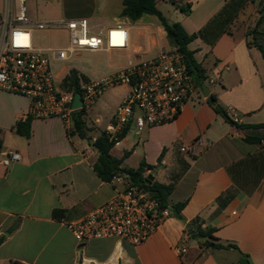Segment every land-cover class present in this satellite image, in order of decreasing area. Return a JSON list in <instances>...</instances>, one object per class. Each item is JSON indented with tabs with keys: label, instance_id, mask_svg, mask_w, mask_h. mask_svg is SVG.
Listing matches in <instances>:
<instances>
[{
	"label": "crops",
	"instance_id": "obj_1",
	"mask_svg": "<svg viewBox=\"0 0 264 264\" xmlns=\"http://www.w3.org/2000/svg\"><path fill=\"white\" fill-rule=\"evenodd\" d=\"M41 1L32 0L30 26L86 19L90 32L97 36L124 26L128 48L102 50L126 59L117 72L130 60L155 57L174 48L155 16L134 22L122 18L124 0H48L55 13H47ZM13 2L0 0V13L11 14ZM262 3L264 0H157L158 10L170 23H179L189 35H196L188 49L206 70L207 79L174 121L142 132L130 126L111 150L113 157L124 159L123 164L139 153L140 164L151 167L146 170L147 178L173 187L169 204L186 203L182 219H165L139 246L114 238L80 245L66 226L121 192V184L103 182L94 171L98 154L91 144L111 123L128 88L121 86L124 91L103 128L98 126L100 118L91 124L86 121L91 132L97 133L88 137L92 138L88 145L84 139L70 136L59 118L33 119L30 137L19 135L16 124L28 114L31 102L0 90V159L10 151L20 154V161L9 167L0 163V264H238L237 251L212 250L185 235L186 225L196 218L215 228L221 243L236 245L251 264H264V128L238 127L264 125V58L250 32ZM70 70L55 73L59 87ZM211 96L231 121L230 111H234L238 122L217 114ZM198 139L206 146L193 154L181 152ZM249 157L253 159L248 168L236 170L235 177L241 174L246 189L259 182L252 191L238 190L231 168ZM123 164L122 168L133 169ZM235 189L231 198L219 201ZM55 211H63V218L56 219ZM182 247L187 248L185 254L177 251Z\"/></svg>",
	"mask_w": 264,
	"mask_h": 264
},
{
	"label": "built area",
	"instance_id": "obj_2",
	"mask_svg": "<svg viewBox=\"0 0 264 264\" xmlns=\"http://www.w3.org/2000/svg\"><path fill=\"white\" fill-rule=\"evenodd\" d=\"M13 1L11 14L0 13V90L23 96L31 102L26 117L59 118L69 131L76 111L87 112L108 87L125 86L128 93L105 130L110 140H117L130 126L142 132L146 127L174 121L197 88L183 56L172 48L155 57L130 60L123 70L109 79L82 81L83 104L80 110H75L76 93L60 89L52 59L67 61L82 51L124 50L129 45L128 30L117 25L105 36H97L91 34L86 19L70 20L63 23L68 31V47L42 51L34 47L26 0ZM46 25L39 23L37 27L44 29ZM210 83L214 81L210 80ZM230 115L238 122L234 111H230ZM205 146L206 142L198 139L182 147L181 152L193 154ZM19 161L17 151H10L5 159H0L5 167ZM125 177L119 174L112 183L122 185ZM170 216L169 208H164L149 189L130 186L85 217L66 222V226L80 245L91 240L114 238L139 246ZM177 251L185 254L187 248Z\"/></svg>",
	"mask_w": 264,
	"mask_h": 264
},
{
	"label": "trees",
	"instance_id": "obj_3",
	"mask_svg": "<svg viewBox=\"0 0 264 264\" xmlns=\"http://www.w3.org/2000/svg\"><path fill=\"white\" fill-rule=\"evenodd\" d=\"M260 16L256 23V26L250 31L254 37V42L257 48L261 51L262 56L264 58V33L262 29H264V3L261 4L260 7ZM149 15L155 16L161 26L163 27L164 31L166 32V37L170 44L177 49V51L183 56L184 62L187 65L190 74L192 75L194 84L196 87H202L207 79L206 70L202 67L201 64H198L194 58V53L188 49V45L192 42V40L196 37V35H189L181 24L179 23H170L164 15L158 10L157 8V0H124L123 1V10L121 13L122 18H126L132 22L141 19L142 17ZM89 83L91 80L86 78L84 75L80 74L76 70L72 69L63 79L60 89L62 91H69L74 93H81V83ZM216 98L214 96L210 97V104L214 108L215 112L219 115L224 116L228 121H231L228 117L225 110L215 104ZM86 111L80 110L76 111L73 115V127L71 130L68 131L70 136H77L80 139H87L90 142L92 138H88V132L91 131L87 125L85 120ZM31 117H24L20 119L16 124V132L24 136L26 138L30 137L31 132ZM234 123L233 121H231ZM239 128H264V125H256V126H244L238 125ZM127 130V129H126ZM125 130V132H126ZM125 132L120 135L117 140H110L107 136L105 131H101L99 136L92 142L91 146L97 151L98 158L97 162L94 164L93 169L98 175V177L106 183H112V180L115 176L122 174L125 175L124 183V190L130 186H143L149 189L154 196L159 199L164 208H169L171 212V216H175L177 218L182 219L181 212L186 206V203H178L175 205L169 204V196L172 192V186H165L156 182H152L145 177V173L147 169H151L149 165L145 162H142L137 169H126L122 168L123 160L124 159H117L112 156L111 150L116 145L117 141L122 138ZM247 141H251V139L246 138ZM257 142H261V139H253ZM3 149L2 141L0 140V154ZM127 156V155H126ZM125 156V157H126ZM253 157H249L245 160L238 162L237 164L233 165L231 168L234 184L240 189H246L245 183H243L241 174L238 175V179L235 177V171L238 169L248 168L247 165L249 161H251ZM258 180L254 182V187L252 189L246 190H254V188L258 184ZM249 184V183H248ZM237 190L230 191L224 197H221L219 201L222 203L226 201L228 198H231ZM63 211H55L54 217L56 219H62L64 216ZM216 229L213 227L206 226L205 221L196 218L192 222L186 225L184 233L186 236L197 240L201 246L210 248L212 250H235L240 255V260L238 264H251L247 255L241 253L237 246L231 243H221L219 239L215 236Z\"/></svg>",
	"mask_w": 264,
	"mask_h": 264
},
{
	"label": "rangeland",
	"instance_id": "obj_4",
	"mask_svg": "<svg viewBox=\"0 0 264 264\" xmlns=\"http://www.w3.org/2000/svg\"><path fill=\"white\" fill-rule=\"evenodd\" d=\"M47 6V13H55L57 10L52 9V1L44 0ZM41 1L40 5L43 6ZM32 4V0H28L26 3L27 14L29 13V8ZM53 5H55L53 3ZM32 9V7H31ZM44 8H40L43 11ZM29 18V14H28ZM33 35V43L35 48H42L44 50H54V49H65L68 47V34L64 24L49 23L44 29H39L37 25H31ZM93 35V33H91ZM51 56L52 53H49ZM126 64V59H122L117 53H110L106 51L97 52H79L67 61H56L52 59V68L54 73L60 74L64 70H76L80 74L84 75L90 80H100L109 79L112 74L120 70L122 66ZM123 88L121 86L108 87V89L95 101V104L87 111L85 120L88 124L94 122L97 118H100L98 126L103 128L106 125V118L111 115L115 108V101L117 97L123 93ZM110 97L113 100H110ZM97 133L88 132L89 136H95ZM86 145L89 144V140H82ZM142 160L139 153L133 155L124 162V166L128 168H137ZM159 167H152V169H158ZM156 175L154 170L153 176ZM121 191L124 190V186L119 185Z\"/></svg>",
	"mask_w": 264,
	"mask_h": 264
},
{
	"label": "water",
	"instance_id": "obj_5",
	"mask_svg": "<svg viewBox=\"0 0 264 264\" xmlns=\"http://www.w3.org/2000/svg\"><path fill=\"white\" fill-rule=\"evenodd\" d=\"M262 32L264 33V29H262ZM263 46H264V41H263ZM205 92L204 95L208 96V89L206 87H204ZM82 100H81V94L80 93H76L75 97H74V101H73V108L75 110H80L82 108ZM151 178H148V180H150Z\"/></svg>",
	"mask_w": 264,
	"mask_h": 264
}]
</instances>
